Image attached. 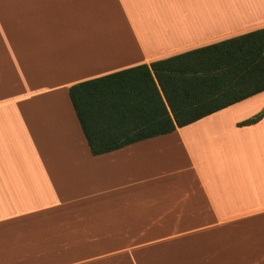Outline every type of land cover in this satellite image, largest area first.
<instances>
[{
  "label": "crops",
  "instance_id": "obj_1",
  "mask_svg": "<svg viewBox=\"0 0 264 264\" xmlns=\"http://www.w3.org/2000/svg\"><path fill=\"white\" fill-rule=\"evenodd\" d=\"M260 27L264 0H0V264H264V91L97 154L68 96Z\"/></svg>",
  "mask_w": 264,
  "mask_h": 264
},
{
  "label": "trees",
  "instance_id": "obj_2",
  "mask_svg": "<svg viewBox=\"0 0 264 264\" xmlns=\"http://www.w3.org/2000/svg\"><path fill=\"white\" fill-rule=\"evenodd\" d=\"M261 91L264 27L76 82L68 96L97 154L172 132Z\"/></svg>",
  "mask_w": 264,
  "mask_h": 264
},
{
  "label": "bare ground",
  "instance_id": "obj_3",
  "mask_svg": "<svg viewBox=\"0 0 264 264\" xmlns=\"http://www.w3.org/2000/svg\"><path fill=\"white\" fill-rule=\"evenodd\" d=\"M261 2V1H260ZM257 4H259V3H257ZM234 11V12H233ZM236 10H234V8H233V10L231 11V14H238L239 15V13H237V12H235ZM233 12V13H232ZM121 49V48H120Z\"/></svg>",
  "mask_w": 264,
  "mask_h": 264
}]
</instances>
